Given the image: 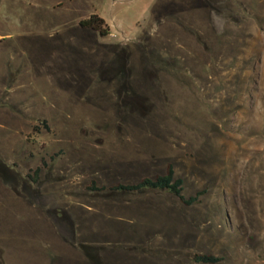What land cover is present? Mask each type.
Segmentation results:
<instances>
[{
	"label": "rangeland",
	"instance_id": "obj_1",
	"mask_svg": "<svg viewBox=\"0 0 264 264\" xmlns=\"http://www.w3.org/2000/svg\"><path fill=\"white\" fill-rule=\"evenodd\" d=\"M169 165L199 204L108 191ZM0 251L264 264V0H0Z\"/></svg>",
	"mask_w": 264,
	"mask_h": 264
},
{
	"label": "trees",
	"instance_id": "obj_2",
	"mask_svg": "<svg viewBox=\"0 0 264 264\" xmlns=\"http://www.w3.org/2000/svg\"><path fill=\"white\" fill-rule=\"evenodd\" d=\"M79 26L84 30H90L97 33L101 38L109 36V27L106 22L97 15H92L90 18L82 20ZM49 131V126L46 122L34 128V132L39 133L41 130ZM47 163L43 161L42 166L37 168L33 177H29L30 181L34 184L38 183L39 176L42 168H46ZM88 190L93 192H106V188H97L95 183H92ZM111 193L126 192V193H139L142 191H159L165 192L178 200L184 207H192L199 204L201 198L205 195V191L199 192L195 197L186 199L183 196V180L175 178V172L172 165H169L165 175L157 176L154 179L146 178L136 185H116L109 190ZM195 264H220L223 262L222 258L213 255H196L193 258ZM0 264H3L0 256Z\"/></svg>",
	"mask_w": 264,
	"mask_h": 264
},
{
	"label": "crops",
	"instance_id": "obj_3",
	"mask_svg": "<svg viewBox=\"0 0 264 264\" xmlns=\"http://www.w3.org/2000/svg\"><path fill=\"white\" fill-rule=\"evenodd\" d=\"M0 256H1V258H2V253H1V251H0ZM2 262H3V259H2ZM3 264H4V262H3Z\"/></svg>",
	"mask_w": 264,
	"mask_h": 264
}]
</instances>
